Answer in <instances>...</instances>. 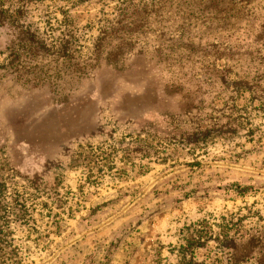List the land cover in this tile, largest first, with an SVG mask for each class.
Segmentation results:
<instances>
[{
	"label": "rangeland",
	"instance_id": "1",
	"mask_svg": "<svg viewBox=\"0 0 264 264\" xmlns=\"http://www.w3.org/2000/svg\"><path fill=\"white\" fill-rule=\"evenodd\" d=\"M0 264H264V0H0Z\"/></svg>",
	"mask_w": 264,
	"mask_h": 264
},
{
	"label": "trees",
	"instance_id": "2",
	"mask_svg": "<svg viewBox=\"0 0 264 264\" xmlns=\"http://www.w3.org/2000/svg\"><path fill=\"white\" fill-rule=\"evenodd\" d=\"M112 53H115V51H114V52H111V54H109V56L107 55V56H106V59L110 58V57L112 56ZM113 56H114V55H113Z\"/></svg>",
	"mask_w": 264,
	"mask_h": 264
}]
</instances>
